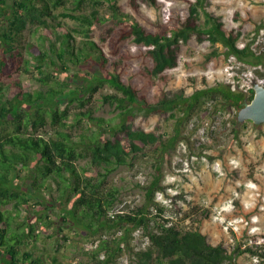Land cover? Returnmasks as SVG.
Here are the masks:
<instances>
[{
    "label": "trees",
    "instance_id": "1",
    "mask_svg": "<svg viewBox=\"0 0 264 264\" xmlns=\"http://www.w3.org/2000/svg\"><path fill=\"white\" fill-rule=\"evenodd\" d=\"M145 1L149 5L157 4V0ZM104 4L109 14L103 12ZM211 5V0H192L188 14L174 31L152 33L123 11L118 0H0V73L6 56H15L21 71L38 82L11 95V85L0 81V264H46L44 251L38 249L42 233L38 224L31 222L29 213L44 226L54 227L55 235L62 233L63 239L68 237L63 230L75 228L76 224L92 234L102 227L107 230L117 227L122 231L120 235L113 232L102 237L85 249L88 260L76 264H113L124 244L126 248L129 246V234L139 227L144 229L148 243L134 250V264H237L235 259L240 253L258 254L251 247L236 246L229 250L224 242L213 243L210 234L200 229L207 212L191 224L181 223L165 216L167 207L156 200L158 192L166 191L162 184V159L183 138L181 123L205 110L212 116L218 111L238 112L253 98L254 88L244 91L229 82H217L190 94L184 89L166 92L151 102L139 97L137 90L124 82L119 73L105 72L104 63L108 59L91 38L95 24L129 22L133 42L145 46L151 58L152 66L147 68V73L157 80L166 79L165 71L177 66L182 43L191 38L208 42L211 51L206 55L207 60L224 51L226 56L235 54L249 64L264 63V51L256 52L251 47L255 37L240 47L238 40L244 33L241 26L226 32L222 15L211 9ZM67 18L74 20L75 25L65 26ZM27 30L30 38L22 42ZM219 43L224 50L219 48ZM35 46L38 53L31 50ZM106 86L113 90L100 91ZM98 92L100 104L108 103L118 109L117 123L115 117L96 115L99 106L93 98ZM72 99L76 100L78 109L60 112V103ZM237 112L231 128L235 137L239 133ZM153 114H159V120L151 130L134 127L131 121ZM162 118L175 119L176 123L166 138L160 132ZM84 119L94 126L92 135L61 131L60 138L55 140L35 132L46 122L53 126L75 125ZM120 134L128 138L129 150L119 147ZM98 144L103 147V161L112 164L108 171L135 165L136 159L148 155L150 148L155 154V171L145 186L141 206L122 214L111 225L100 222L94 226L68 207L80 174L71 161L58 162L54 149H87ZM155 209L159 210L156 214ZM52 213L58 218H52ZM51 244L55 252L61 246L58 241ZM51 262L60 263L58 254L51 255Z\"/></svg>",
    "mask_w": 264,
    "mask_h": 264
},
{
    "label": "rangeland",
    "instance_id": "2",
    "mask_svg": "<svg viewBox=\"0 0 264 264\" xmlns=\"http://www.w3.org/2000/svg\"><path fill=\"white\" fill-rule=\"evenodd\" d=\"M191 1L157 0L156 5H149L145 0H118V4L147 31L171 33L188 14ZM211 2L210 8L222 15L226 32L241 26L244 33L238 40L239 46L255 37L251 47L256 52L264 51V0ZM103 12L109 14L106 4ZM67 25L74 26V20L67 18L65 26ZM259 25L261 27L258 29ZM129 30L130 24L127 21L119 24H95L91 38L101 46L108 59L104 63L105 72L119 73L124 82L137 90L139 97L151 102L159 100L166 92L184 89L186 94H190L217 82L227 83L230 73L239 77L240 74H249V69L254 66L244 61L242 67L233 66L228 69L226 65L234 62L224 51L207 60L206 55L211 51L208 42L191 38L187 43H182L177 66L165 71L167 78L153 79L147 73V68L152 66L147 48L133 42ZM29 38L27 30L22 42ZM217 45L224 50L222 44ZM31 50L39 52L36 46ZM255 66L257 68L251 76L257 80L264 76V63ZM0 81L11 85V95L19 90L30 89L38 83L30 74L21 71L15 56H6ZM112 90L108 86L100 89L103 92ZM99 93L93 98L96 106H99L96 115L115 117L114 122L117 123L118 109L108 103L100 104L97 101ZM59 108L60 112L78 109L75 99L61 102ZM235 112L237 111L234 109L218 111L212 116L205 110L199 116L194 115L189 121L181 123L183 138L178 141L176 149L162 159V184L166 191L158 192L156 200L167 207L165 216L181 223L191 224L196 221V217L207 212V216L200 222V229L211 235L213 243L224 242L229 250L236 246L251 247L258 254L248 251L240 253L235 259L237 264H264V255L260 253H264V123L254 124L250 120L238 122L239 133L235 137L231 132ZM158 120L159 114L131 119L134 127H144L146 130L153 129ZM174 122L175 119L162 118L160 132L165 134V138L173 131L176 125ZM93 128L90 121L84 119L82 123L75 125L53 126L46 122L38 126L35 132L57 140L61 131L73 135H92ZM119 138V147L129 150L128 138L123 134ZM91 140L94 141L95 138L91 137ZM152 150L150 148L148 155L136 159L133 166L125 165L108 171L112 164L105 163L101 158L103 147L100 144L87 149L55 148L57 161H71L80 174L75 190L69 196L68 207L73 208L77 216L96 226L100 222L111 225L122 214L141 206L144 203L145 186L153 178L155 171V154ZM23 211L27 213L26 210ZM158 212L159 210H154V214ZM32 214L29 213L31 222H36L42 233L38 249L44 251L46 264H53L51 255L54 253L58 254V264L87 261L85 249H90L102 237H109L113 232L120 235L122 232L117 227H111L110 230L102 227L92 234L82 225L76 224L75 228L63 230V234L68 236L63 239L62 233L55 235L54 227L44 226ZM51 216L58 218L56 213ZM152 224L151 222V226ZM53 241L61 243L56 252L51 248ZM147 243L144 229L134 228L129 234V246L126 248L124 244V250L113 264H134V250Z\"/></svg>",
    "mask_w": 264,
    "mask_h": 264
},
{
    "label": "water",
    "instance_id": "3",
    "mask_svg": "<svg viewBox=\"0 0 264 264\" xmlns=\"http://www.w3.org/2000/svg\"><path fill=\"white\" fill-rule=\"evenodd\" d=\"M254 96L237 112L239 123L251 120L255 124L264 123V84L254 83Z\"/></svg>",
    "mask_w": 264,
    "mask_h": 264
},
{
    "label": "built area",
    "instance_id": "4",
    "mask_svg": "<svg viewBox=\"0 0 264 264\" xmlns=\"http://www.w3.org/2000/svg\"><path fill=\"white\" fill-rule=\"evenodd\" d=\"M229 57H230L229 59L231 61H233L234 64H227L226 66H227L228 69L233 67V66L234 67L235 66L242 67L245 64V62L243 60H240L235 54H230ZM256 68H257V66H255V65L252 66L249 69V72H250L249 74L248 73H244L243 75L240 74L239 77H237L234 74L230 73L229 76H228V82L234 88H240V89H242L244 91H248L250 88H252L256 81L259 82V83L264 84V76L258 78L257 80H254L253 76H251L253 70L256 69Z\"/></svg>",
    "mask_w": 264,
    "mask_h": 264
},
{
    "label": "bare ground",
    "instance_id": "5",
    "mask_svg": "<svg viewBox=\"0 0 264 264\" xmlns=\"http://www.w3.org/2000/svg\"><path fill=\"white\" fill-rule=\"evenodd\" d=\"M254 86V85H253ZM255 124V123H254Z\"/></svg>",
    "mask_w": 264,
    "mask_h": 264
},
{
    "label": "crops",
    "instance_id": "6",
    "mask_svg": "<svg viewBox=\"0 0 264 264\" xmlns=\"http://www.w3.org/2000/svg\"><path fill=\"white\" fill-rule=\"evenodd\" d=\"M211 236V235H210ZM212 238V237H211Z\"/></svg>",
    "mask_w": 264,
    "mask_h": 264
}]
</instances>
